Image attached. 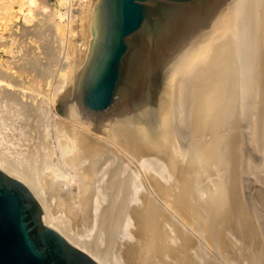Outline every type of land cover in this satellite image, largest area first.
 <instances>
[{"label":"rangeland","instance_id":"1","mask_svg":"<svg viewBox=\"0 0 264 264\" xmlns=\"http://www.w3.org/2000/svg\"><path fill=\"white\" fill-rule=\"evenodd\" d=\"M56 1L57 0H35V2L31 5V9H30L31 17H30V19L26 20V19L22 18L21 20H19V23L17 26H12L14 24H13V22H11L10 27H12V28L3 32V42H2V44L0 43V69L6 70V68H7L4 65L3 61H6L8 63V66L11 68V75L10 76H12V77H10V78L14 79L15 80L14 82L16 84H18L16 86L17 89L13 88V90H15V92H18L17 94L19 95V97L20 96L22 97L25 94V96L22 98V102L20 104L21 106H22V104L23 105L26 104V100L31 99L30 101L33 104V107H35L37 109L40 107L39 105L42 103V100H44V98H43L44 95L39 94V96H38L37 93H34L35 97L33 96V98H30L28 96L30 94L29 91L27 93L22 92L23 91L22 89L25 88V87H23V88L21 87V85H24V81L20 77V74L16 71V69H13V67L15 68V67L20 66V69L23 67H30L31 69H33V71L35 70V72H37L39 74L46 71L48 73V79L47 80L49 82H51V84H52L48 87V94L50 95V97H52V96H54L52 90L56 89V84H57L58 80L60 79V75H61V64L60 63H62V61H63L62 59H64V57L67 56V54H68L69 58L72 60L73 56H75V53H78L77 50L80 49L79 48V46H81L80 41H77V43H75V44L68 42L67 33L69 32L68 28L71 25L67 21V19L65 21H62L64 24L63 30L65 33L64 39L62 38V40H61L59 38V35L57 34L55 26H54V19L55 18H54L53 8H54V5L56 4ZM242 1L244 2L247 0H195L194 3H189L190 5L187 4L185 6L171 7V9L165 8V10L167 11L166 14H168V17L166 18V21H165V26L162 27V24H163L162 23L158 27L156 33H153L150 29L146 28L141 33H139V35L135 38V40H137V39L139 40V42H135L136 43L135 45L138 47V48L136 47V50H135V54H136L135 64H134L135 71H134V74H131L129 87L124 89V91L121 93V95L119 97L120 100L122 98H125L124 102L122 104L120 103L121 105L119 104L120 101L118 102V104L120 105L119 106L120 111H119V113L115 112V114L112 115L113 119L111 118L112 120L110 122L111 123L113 122L116 125V122L118 121L119 118L121 120H120V122L118 121L117 124H120L121 122H124L125 120H127L124 122L125 123L124 125H127V126L123 127L124 128L123 130L126 129V131H125L126 134H117V136L114 137L113 142L115 141L118 143L117 147H120L121 146L120 144L123 143L122 145L125 148L124 150L126 151L127 155L129 156L128 157L129 160L131 161V159H132V163L130 165L133 164L132 166L134 167L135 170H136V167H138V165H136V164H139V166H140V164H143L145 162V160H149V159L151 160L154 158L159 159V157H160V159H159L160 161H161V159H163L162 162L165 163V166H164L165 169H169L171 166V169H169L168 171H169V174L172 171V173H171L172 176H169L166 173L167 170L164 172L167 174V176H169L167 178H166V176L165 177H163L162 175L160 176L161 173L156 171V168L154 165L147 163L148 165L146 164L143 166L145 168L144 171H147L146 174L148 172H149V174H151V172H152V174L154 173L153 174L154 176L153 175H151V176L154 177V180L158 179L159 182L161 183L160 185H162V187L160 188L161 190L159 188L154 187L153 191L152 190L149 191V192H152V196H149L151 194L149 193V195H148L147 192L145 195L146 197L149 196L150 199L154 198V200H152L153 204H155L154 205L155 210L153 209V211H155L154 215L156 213H160V215L162 216V217L160 216L161 219L158 218L157 223L159 225V228H161V230H162V226H163V230H162L163 235L160 236V240L158 241V245L157 244L156 245L160 246L161 251H163V249H164V251L166 250V254L162 253V255L157 259L158 261L160 260V262H156L155 264H178L179 262H180L179 264H181L182 260H183V264H259V263L264 264V218H263L264 217V107H263L264 106V104H263L264 103V87H263L264 85L261 86L262 84H264V82L262 83V81H264V71H263L264 70V58L262 59V63L260 65H257L259 63L254 62L255 57L252 58V56H255L252 53L256 54L258 51H261V49H259L257 46H250L248 48L250 51L249 53L252 54V55L251 54L250 55H251V58L254 60H252L251 58H249V59L245 58V61L243 60L244 55L242 53H240V52H242L243 45H238V48H236V49H233V48L232 49L231 48L226 49V51H227L226 56L229 55L230 52L232 53V51H234L233 55H236V57H237V58H234V59H237L235 61L244 64V65H240V64L235 63L236 68L239 69V70H237L238 72L235 74L239 75L240 77L235 75L234 78L235 77L236 78H235L234 82H232V85L230 84L227 87L229 90L226 88V96H225L226 99H224L221 106L225 105L222 107H224L225 110L228 109L227 110L228 112H226L224 110V108H218L219 109V111H218L215 108V104L211 103V105L215 108L214 109L212 107L213 108L212 109L211 107H209L210 106L209 103L208 104H206L207 102L205 103V99L207 100V97L209 95L212 98L218 95L216 88H215L216 85H213V83L216 84V79L215 80L214 79L208 80L206 82L207 83L206 86L212 85V88H210V86H208L209 91H211L212 93L208 92V96L206 94V95H204L205 98H203V99L200 98L201 102L205 103V105L203 104V106H206V105L208 106L206 108L202 106L200 111L196 110L197 109V106H196L197 99L196 98H198L196 96H198L199 87L197 90L195 87H194L195 90L192 89L191 88L192 86H190V85H192L190 80H189L190 84L187 82L185 84V87L188 88L190 86L189 88H191L190 89L191 91H189V89L187 90L184 86H182V81L185 82V80H184L185 77H183V76L187 77V74H188V77H189L190 75L193 74V73L190 74L188 72H190V70L192 72L191 68H192V65L194 63V60H191L187 64V60L189 61V58H188L187 53H186L190 49V46H189L190 41L193 40L192 37L194 35L191 36V34H195L194 32H196L201 27L203 29V26H205L204 29L208 27L207 30L205 29L206 33L208 31L210 34L216 33L215 31H213L214 22L216 21L217 18L221 17L223 14H226V31L231 30V28H232L231 20L232 19L230 17L232 15H234L236 10H238L239 4H241V6H242V4H243ZM225 4H226V7H225ZM29 6L30 5H28L26 8H28ZM234 9H235V11H234ZM15 10H17L16 6H15ZM26 10L28 11V9H26ZM241 10H239L240 11L239 14H241V13L244 14L247 11V10H242V11ZM191 17H194V20L192 22L189 20V18H191ZM77 20H78V18H75V21L73 23L74 29L76 31L79 30V28H77V26H78ZM239 21L242 22L243 21L242 18H240L237 21V23H240ZM58 22L61 23V20L58 19ZM24 27L31 29V32H22V29ZM161 27H162V29H161ZM218 29L219 28H216V30H218ZM205 30L201 31V35L205 36L204 39H206V35L204 34ZM210 34H208V36H207L208 38L210 37ZM162 35H164V36L161 37ZM13 37L16 38L14 42H12ZM147 45H149V46L147 47ZM215 45H221L220 48H224L225 44H223V42H221V43H216ZM215 45H210L211 46L210 50H214ZM263 45H264V42H263ZM206 46H204L203 48H206ZM226 47H227V45H226ZM254 47H255V50L253 49ZM77 48H79V49H77ZM20 49L23 50L22 53L21 52L19 53ZM215 51L217 53V50H214L213 51L214 54H216ZM245 52H246V50H245ZM222 54H223V52H222ZM2 57H4L3 60H1ZM240 57H241V60L240 59L238 60V58H240ZM227 58H229V57L227 56L226 59ZM229 59H231V58H229ZM246 62L247 63L251 62L252 66L254 64H256L257 66L256 67L254 66V68H253L252 66H250ZM247 65L250 67H248ZM243 66H245V67H243ZM259 66H260V68L261 67L262 68L259 69ZM85 68H86V66H85ZM85 68H84V70H85ZM248 68H250V69H248ZM256 69L259 70V73H258L259 75L256 74L257 76L255 75V73H253L256 71ZM243 70L244 71L246 70L245 71L246 73ZM247 70H249L250 73L247 72ZM185 71L187 72V74L185 73ZM241 71L243 73H245L247 77L245 75L243 76V73ZM261 71L263 72V73H261V75H263V76L260 75ZM158 72H160L162 77L164 78V84L162 85L161 92L159 95V104H160L159 110L160 111L158 110L157 114L153 113L152 117H153L154 121H153V123L151 122L149 126H147L149 121L152 118V117L150 118V115H151V112H150L151 105H150L149 112L146 115V119L148 121L145 122V126H146L145 129L147 130L148 134L146 135L145 134L146 132H145V133H143L144 135H140V133L138 132V126H139L138 124L142 125L141 127H144V126H143V123L141 122L142 123L141 124L139 121L140 112H138V110H139L138 109L139 108L138 102L140 99L138 100V98L140 96L146 95L145 89H146L148 82H149L148 76L151 78L150 75L154 76V74L156 75V73H158ZM239 73H241V75ZM33 74H35V73H33ZM83 74H84V72L82 73V75ZM143 75L146 76L145 82H142L144 80L142 78ZM159 77L157 76V79H155L157 81H155L154 79H152V81H151V82L154 81L155 87L161 79ZM173 77H175V78H173ZM188 77L186 78V81L188 80ZM228 77H230V76L226 75V78H228ZM232 79L233 78H231L230 80H232ZM239 79L242 81H240ZM247 80H253L254 83H253V81H247ZM255 80H258L257 83ZM2 82L3 83L0 84V86H3L5 83L4 81H2ZM239 82H240V84H239ZM250 82L253 84L252 85L249 84ZM258 82H260V83H258ZM226 83H227V81H226ZM79 85H80V81L78 84L75 83V85H74L76 87L75 90L77 89V91H78V96H79V90H80ZM254 85H255V87H254ZM256 85H260V86L256 87ZM243 86L245 87L244 89H243ZM155 87L153 89H155ZM183 87L185 88V90ZM18 88H19V90H18ZM246 88L249 90H247ZM40 89H42V87H40ZM67 89L68 88H60L58 90V92L60 91L59 92L60 94L57 92L58 93L57 95L59 96V98L61 97L60 102H58V105L56 106L55 109H53V112L50 114V116L47 119H45V118L42 119V116H38L40 114L38 112L33 113V115L31 117H29L30 119L28 120V122L31 125H33L32 127H35V126L37 127L36 124H38V123H42L44 125V123L48 122V124H49V122L51 123L52 122L51 120H53V119L55 120V118L63 120L62 122H64V125H66V126L67 125L68 126H72V125L74 126L75 125L76 122L73 119H71L72 116L66 115L67 104L63 100H65L67 97L69 98L73 95L72 91H71V92H69L70 96H67L68 95ZM186 90H187V93L185 92ZM195 91H197V92H195ZM256 91H258L259 93H257ZM188 92H191V94H189ZM64 93H66V94H64ZM182 93H185L186 96L183 95ZM244 94H245V96H246V94H248V96L244 97ZM177 95H180V96L178 97ZM73 96L75 98V96H77V92ZM183 97L185 100L183 99ZM243 97L246 100L245 99L241 100ZM249 97H250L251 101L249 100ZM175 98L179 99V101L183 99L182 100L183 102L182 101L179 102ZM79 99H80V97H79ZM190 99H191V101L189 102ZM228 102H230V103H228ZM79 103L81 106L80 100H79ZM177 103L180 106L177 105ZM181 103H183V104H181ZM192 103H195V104H192ZM256 103H257V106L259 108L256 106ZM118 104H116V105H118ZM190 104L194 107L190 106ZM228 104H230V105H228ZM13 105L10 107L11 108L16 107L15 106L16 104H13ZM116 105H114L111 109H113ZM238 105H239V107H238ZM242 105L245 107H242ZM260 105H261V107H260ZM5 106H7V105L4 102L0 103V109L2 111L6 109V108H4ZM81 107H83V106H81ZM178 107L186 109V110H184L185 112L182 111L183 109H181V108H180L181 110H178ZM191 107H192V109H191ZM162 108H164V109H162ZM207 108H208V111H207ZM230 109H233V110L229 111ZM175 110H178V111H175ZM162 111H163V113H162ZM192 111L193 112L195 111L194 112L195 115ZM221 111H223V113L224 112L225 113L223 114V113H221ZM217 112L221 115H219ZM88 113L89 114L91 113V116H94V117H92V119L91 118L87 119L88 121L85 120L87 122L86 124L91 123V121L89 122V120L93 121V119H98V118L103 117V116H104V118H106V114H104V113L100 114V115H96V114L89 112V111H88ZM130 113L133 115H131ZM183 113H184V115H182ZM214 113L218 114V117L216 115H214ZM167 114L169 117L167 116ZM53 115H55V118L52 117ZM118 115H120V116H118ZM121 115H123V116H121ZM172 115H173V118H172ZM177 115H178V117H177ZM211 115L215 116V117L212 118ZM115 116H118V117H115ZM189 116H192V117H189ZM222 116L223 117L225 116V117L223 118ZM179 117H181V118H179ZM69 118L71 119V121ZM189 118H191L190 119V120H192L191 122H189L190 121ZM196 118H198L199 124H198V122H197L198 120ZM216 118H220L221 120L220 119L218 120ZM114 119H116L115 120L116 122L114 121ZM237 119H238V121H236ZM37 120H39V121H37ZM184 120H185V122H184ZM200 120H201V122L202 121L203 122L201 123ZM216 120H218V122ZM222 120L226 122V123L224 122L226 125H224L222 123L223 122ZM66 121L68 124L66 123ZM211 121L212 122L215 121V122L212 123ZM251 121H253V122H251ZM70 122H72V123H70ZM73 122H75V123H73ZM110 122L107 121L106 123L111 124ZM130 122H131V124H129ZM122 124H120V125H122ZM222 124H223V126H222ZM175 125H177V126H175ZM179 125H180V127H178ZM192 125H194L195 127ZM218 125H219V127H218ZM224 126H225V128H224ZM256 126L259 129H257ZM129 127H130V130H129ZM133 127H135V128H133ZM231 127H233V128H231ZM252 127H254V128H252ZM261 127H263L262 130H261ZM136 128H137V130H136ZM189 128H190V130H189ZM246 128H248V129H246ZM200 129L201 130L203 129V131H200ZM253 129L255 131L256 130L257 131L255 132V131H253ZM205 130L207 131V133L205 132ZM210 130H211V132L215 131V133L212 132V135H210L211 134ZM216 130H219V132L220 131L222 132L220 134V137H218L219 132H217ZM226 130H229V131H226ZM128 131H130L129 134H128ZM196 131H197V133H196ZM189 132H191V133H189ZM226 132H228V134ZM136 133H138L139 136L136 135ZM180 133H184V134H180ZM215 134L216 135L218 134V136H216ZM213 135H215V136H213ZM224 135H226V136H224ZM227 135L229 138H227ZM232 135H233V137H232ZM124 137H127V138H124ZM211 137H213V138H211ZM132 138H134V139H132ZM136 138L140 142L138 140H136ZM221 138H223V139H221ZM224 138L229 143H227V141L225 142ZM127 139H129V141L133 140L134 141L133 145L136 143L133 148H131L132 147L131 145H130L131 147L129 146V144L127 143L128 141H126ZM135 140H136V142H135ZM141 140H144V141H141ZM240 140H242V141H240ZM190 141H192V142H190ZM220 141H223V142L220 143ZM198 142H200L201 144ZM204 143H205V145H204V149H203L202 147H203ZM218 143L221 145L225 143V145H222L223 147L224 146L225 147L222 148V146L219 145ZM211 144L212 145L213 144L218 145V147L214 146V145L211 146ZM124 145H126L127 148ZM136 145L139 146L138 150H137ZM195 145L197 146L196 148H195ZM190 146H192V147H190ZM0 147H4V146L0 145ZM216 147L219 150H217ZM261 147H262V149H261ZM130 148H131V150H130ZM191 148L194 152L191 151ZM197 148H198V153L196 150ZM205 148H206V150H205ZM239 148H241V149H239ZM127 150L130 152V154L127 152ZM211 150H214V152H211ZM216 151H220V153L216 152ZM232 151H234V152L232 153ZM199 152L203 153V154H200ZM221 152H224V153L226 152V154L224 155V153H221ZM167 153H168V155H167ZM227 153L230 155L232 153L234 156L232 157V155L230 156ZM132 154H134V155H132ZM214 154H216V155L218 154V155L216 156ZM182 155H184V156H182ZM205 155L208 158H206ZM214 156H215V158H214ZM218 156H222L223 158L218 157ZM165 157H167V158H165ZM200 157H201V159H200ZM225 157L227 159H225L224 161H221V159L223 160ZM195 158H197V160L199 159V161L195 160ZM213 158L215 160L217 159V161L219 158V160L221 161V164L217 165L216 161ZM229 159H231V160H229ZM164 160L166 162H164ZM202 160H204V161H202ZM135 161H136V163H133ZM141 161H142V163H141ZM181 161H183V162H181ZM220 161H218V162L220 163ZM226 161L227 162L230 161V162L228 164H226ZM212 162H213V165H212ZM222 162H224V163H222ZM233 162L236 164H233ZM168 163L170 166L168 165ZM230 163L232 165H230ZM134 164L136 167L134 166ZM202 165H203V167H202ZM217 166H219V167H217ZM66 167H67V165L65 164L64 165V169H65L64 172L65 171L68 172V173L65 172V175L67 174L66 178L68 177V179H69V176H71L72 179L70 180L69 184H67L65 186V188L63 189V191H64V192H62L63 194L62 193L58 194L57 192H53L54 193V195H53V193H51V195L53 197L51 198L52 200L51 199L50 200L53 202L54 212L56 213V215L65 217L67 220H69V222H71L70 225L72 227V228L71 227L70 228L72 230H75L78 234L80 233V236H82L84 238H86L88 236V238H87L88 240H93V239H95V237L97 235V231L94 230V229H96V226H94L95 225L94 224L95 219L93 217L94 214L90 212L91 210L90 211L89 210H87V211L81 210V208L79 206L80 203H78L81 200V197L79 195V189H78L79 182H80L79 181V179H80L79 173H77L78 170H77V168H73L72 166H69V165H68V167L70 170L68 169V167L67 168ZM140 167H142V166H140ZM205 167H207V168H205ZM227 167L229 169H226ZM204 168L207 170L209 168V170L207 171ZM223 168H225V169L223 170ZM216 169H218L219 172H218V170L216 171ZM220 169H222V170H220ZM209 171H212V172H209ZM223 171H225V172L222 173ZM231 172H232V174H231ZM95 173L97 175H99L97 172H93L91 176H89L88 178L85 179V182L87 181L88 185L89 186L91 185L90 188L93 189V190H90V193H89L90 196L92 193L94 194L95 192H97L96 188L99 189L98 183L101 184V182H98V180H100V176H98V178H97L98 180H97L96 179L97 175ZM186 174H187V176H186ZM95 175H96V177H95ZM200 175L202 176V179L204 181L203 180L201 181V178H199ZM227 175H232L233 177L227 176ZM151 176L148 175L149 178H152ZM159 176H160V178H159ZM195 176H197V177H195ZM210 176H215V177H210ZM184 177H185L184 183H186L185 186L183 184V178ZM216 177H217V179H216ZM61 179L63 180L64 178H61ZM65 179H64V181L66 182L67 179L66 180ZM89 179H91V180H89ZM118 179H120V178H118ZM163 179L164 180L168 179V181H166V180L164 181ZM179 179H181V181ZM223 179H224V181H223ZM161 180H163V182ZM197 180H199V182ZM178 181H180V182L178 183ZM96 182H98V183L96 184ZM152 182H153V178H152ZM188 182L190 184H188ZM209 182H211V183H209ZM155 183L153 182V184H155ZM164 183L167 185L166 186L167 189L165 186H163V185H165ZM220 183H222V184L224 183L225 184V185L223 184L224 187H222V185ZM182 184H183V186H182ZM217 184L219 186L221 185V188H218L219 186ZM176 185H178V186H176ZM210 185L212 186L211 190L208 189V187L211 188ZM94 186H96V188ZM194 186L196 187V189ZM202 187L203 188L206 187L207 189L206 188L203 189ZM215 187H217V189H220L219 193L216 191V189H214ZM108 188H105V189H108ZM169 188H170V190H169ZM228 189H229V191H228ZM70 190L75 192L74 198H70V196L69 197L67 196V193H69ZM116 190L113 189V192L109 191L110 194L107 196V201L109 202V205L112 204V206H115V208H114L116 210L115 212L118 213L119 215L118 214L115 215V212L113 211L114 209H112L113 212L109 216V218L106 219L107 221L104 222V226L107 225V222H109L108 224H110L112 222V220L113 221L118 220L119 217L116 218L117 215L120 216L121 219H123V221L119 219V221L121 222L122 225L119 223V221H117L116 224H118L117 235L120 237L121 240L123 239L121 242H125L127 244L129 243L130 245H133V244L135 245L138 243L137 246H140L141 240L144 239L143 235H145V234H143L142 235L143 237L141 236L142 239L139 240L138 238H136L134 236H133V238L131 236H129V238L131 237V239H129V238L126 239L125 238L126 234L124 233L126 230L127 231H136L137 230L136 223L133 224L131 219H130L129 211L134 210L135 216L137 217L138 212L140 211L138 206H140V205L137 204L138 203L137 201L133 200L134 201V202H132L133 204H130V206H128V208H127L128 209L127 215L124 214V213H126V209L122 210V208H124V207L126 208L127 206L122 207V205H121L119 207L118 205H120V203L122 204V202H118V199L123 200L126 197V194L123 195L121 192H119V190H118V192H116L117 193L116 194V193H114V191H116ZM213 190H215V191L213 192ZM224 191H227L226 194ZM215 192L217 193V195L219 197H221V199L216 196ZM165 193H166V195H165ZM212 193H215V194H212ZM76 194L79 197H77ZM219 194H221V195H219ZM121 195H123V196H121ZM160 195L163 197H161ZM170 195H172V196H170ZM109 196H111L113 198H110ZM224 197H225V199H224ZM79 198H80V200H79ZM192 198H194L193 200H195V201H193ZM110 199H115L114 200L115 202H110L109 201ZM199 199H202V200H199ZM209 199H211L212 203H214L216 201L215 203L219 206V207L216 206L214 203V207H216L215 208L216 211L217 210H225V215H223L224 216L223 218H222L221 214L217 213L218 211L216 213H214V211H212V209H214V208H210V207H212L213 205L211 206L210 202L207 203L208 201H210ZM217 199H220V200H217ZM121 200H119V201H121ZM155 200L156 201L158 200V202L156 203ZM221 200H222V202L223 201L225 202V203L221 202V204H223L222 207L217 202V201H219V203H220ZM135 202H137V203H135ZM194 203H196V204H194ZM205 203H207V204H205ZM161 204H163V205H161ZM172 204H174V205H172ZM106 205L107 204L105 203L103 206V209H104V207L105 208L108 207ZM248 206H249V209H248ZM171 207H172V209H173V207L175 209L172 210ZM205 207L207 210L205 209ZM164 209L168 210V212ZM194 209H195V211H194ZM118 210H121L122 212H119ZM233 210H234V212H233ZM229 211H231V212H229ZM100 212H102V211H99L98 213H100ZM120 213H121V215H120ZM256 213H258L261 217L260 216L258 217V214H256ZM214 214L216 215V217L212 218V215H214ZM102 215L104 216L105 214L102 213ZM112 215H115V217L113 216L115 220L112 218ZM254 215H256V216H254ZM123 216H125V217H123ZM174 216H175V218H174ZM184 216H186V217H184ZM205 216L207 217V219ZM202 217H204L205 219ZM254 217H256V218H254ZM124 218H125V221L127 220L126 222H128V219L130 220L128 222V224L124 221ZM164 218L168 222L164 221ZM218 218L220 219L221 222L224 219L223 220L224 225H225V223L227 224L228 220H231V219L232 220L230 221V223H228L229 226H228V224H227V226L225 225L227 228H225V230H224V228L222 229L223 225L221 222H219ZM212 219H214L215 221L213 220L214 222L212 221L210 223L214 224L215 226L217 225L216 227L214 225H211L212 227L209 226L208 221L209 220L211 221ZM236 219H238V221ZM216 220L218 221V223H216L217 222ZM196 221H198V222H196ZM239 221L242 222V224L246 225L247 227L246 226L242 227V224L240 225ZM256 221H259V222H256ZM164 222H166L167 224H164ZM126 224H127V226H125ZM195 224H197V225H195ZM207 224H208V227H207ZM253 224H254V226H253ZM232 225H233V227H232ZM129 226H131V227H129ZM123 227L125 228V230ZM166 227L169 230H167ZM220 227L222 230L219 229ZM122 229H123V233L125 235H123ZM204 229H207V230H204ZM218 229L222 232L219 233ZM97 230H98V228H97ZM166 230H167V232H166ZM199 230L201 233H198ZM249 230H250V232H249ZM119 231H121L120 232L121 234H119ZM237 231H238V233H236ZM210 232H213V233L210 234ZM164 233H166V236ZM203 233H206V234L208 233L210 235L207 234L208 235L207 236L206 234H203ZM203 235H205V236H203ZM210 236H213V237H210ZM127 237H128V235H127ZM203 237H206V238H203ZM218 237H220V238H218ZM223 237L226 240V242H224ZM238 238L240 241L238 240ZM172 239H174V241ZM217 239H219V242ZM237 240L240 243H238ZM192 241H194L195 243H193ZM221 241H222V243H221ZM143 244H145V243H143ZM252 245H254L255 247ZM137 246H135V247H137ZM235 247H237V248H235ZM162 256L166 257V258H163ZM181 256L183 257V259L181 258L182 260L179 259ZM118 257H119V259H118ZM201 257L203 258V260H201L202 259ZM184 259L186 262L187 261L188 262L185 263ZM186 259H188V260H186ZM118 260L122 261V262H119ZM255 260H257V261H255ZM113 261H114V264H119V263H121V264H123V263L124 264H143V262H140V263L135 262L136 260H134L132 257L128 258L127 256L123 255V257L120 258L118 253L116 255V258L114 256Z\"/></svg>","mask_w":264,"mask_h":264},{"label":"bare ground","instance_id":"2","mask_svg":"<svg viewBox=\"0 0 264 264\" xmlns=\"http://www.w3.org/2000/svg\"><path fill=\"white\" fill-rule=\"evenodd\" d=\"M35 2V0H0V43L2 44L3 42V32L9 30L11 22H13L14 25L12 26H17L19 23V20H21L22 18L29 20L31 17V5ZM243 2V1H242ZM241 2V3H242ZM194 3V2H193ZM189 4V3H188ZM28 5H30L28 8H26ZM153 5H159L163 8L166 9H171V7H176V6H185L187 4H177V3H172V2H165V1H158V2H153ZM190 5V4H189ZM15 6L17 8V10H15ZM102 0H57L56 4L54 5L53 8V12H54V26L56 29L57 34L59 35V38L62 40V38L64 39V24L62 21H65L67 19V21L70 23V27L68 28V33H67V39L68 42H71L73 44L77 43V41H80L81 46H79V50H77L78 53H75V56H73L72 60L69 58V55L67 54V56L64 57V59H62V63L61 64V75H60V79L58 80L57 84H56V89H53V94L54 96L50 97V95L48 94V87L51 84V82H49L48 79V73L46 71L42 72V73H37L35 72V70L33 71V69H31L30 67H23L20 69V66L18 67H13V69H16V71L20 74V77L23 79L24 81V85H21V87H25L23 88L22 92L27 93L29 91V97L33 98V96L35 95L34 93H37L38 96L39 94H43L44 95V100H42V103L39 105V108H35L33 107V104L31 103V99L26 100V104H22V106L20 105L22 102V98L25 96H20L17 94L18 92H15V90H13V88L17 89V85L14 81V79L10 78L12 76L11 75V68L8 66V63L6 61H3L4 65L7 67L6 70L4 69H0V84H2L4 81V85L0 86V103H5L7 106H5L4 108H6L5 110H1L0 109V145L4 146V147H0V169L2 171H4L6 174H8L10 177L18 179L19 181H21L22 183H24L32 192V194L34 195V197L36 198V200H38V202L40 203L42 209L44 210V217H43V221L45 223V225H47L48 227H51L53 229H55L56 231H58L60 234H62L72 245H74L75 247L81 249L82 251L86 252L88 255H90V257H92L98 264H114V256L116 258V255L118 253V255L121 257L127 256L128 258H133L134 260H136L135 262L140 263L143 262V264H155L156 262H160V260L158 261L157 259L162 255V253L166 254V250L161 251L160 250V246L158 245V241L160 240V236L163 235V226H162V230L161 228H159L158 225V218H160V213H155V211H153L154 209V205L153 204V199H150L149 196H152V192H149L150 190L153 191V188H161L162 185H160L161 183L159 182V180H154V173L149 174V172L147 173L148 175H153L151 176L153 178V182L155 184H153L152 182V178H149L148 175L146 174L147 171H144L145 168L143 167L144 165H146L147 163H150L151 165H154L156 168L157 172H160V176L162 175L163 177L166 176H172L171 173L169 174V169H171V166L169 169H165V163L162 162L163 159H161V161L158 158H154V159H149V160H145V162L143 164H136L138 165V167H136V170L134 169V167L132 165H130L132 163V159L131 161L129 160V156L127 155L126 151L124 150L125 148L123 147V143L120 144V147H117L118 143L117 142H113L114 137L117 136V134H126V129L123 130V127H126L127 125H124L125 121L127 120H123L124 122H121L120 124H117L118 121L120 122V118L118 119V121L116 122L114 119V121L116 122V125L112 122H110L113 118V114L119 113L120 111V105L124 102L125 98H122L121 100L118 99V101L114 104H119L116 105L113 109H109L107 112H105L104 114H106V118L100 117L98 119H93L89 120V122L91 121L90 124H86L87 122L85 120L87 119H92L91 113L89 114L88 111L84 110L81 104L79 103V100L81 101V94H80V90H79V96H78V91L77 89L75 90V83H79L80 84L82 82V78L84 76V74L82 75V73L86 71L87 67L89 66V64L91 63V61L93 60L96 48L98 46V42L99 39L101 37V10H102ZM226 7V4H225ZM247 10L246 13L244 14H239L241 10ZM28 9V11L26 9ZM65 10V11H64ZM241 10V11H242ZM235 11V9H234ZM228 15V14H227ZM168 17V14H166V16H164L163 19V24L162 27L165 26V21L166 18ZM52 18V17H51ZM75 18H78V26L77 28H79V30H75L73 23L75 21ZM231 20V24H232V28L231 30L226 31V14H223L221 17L217 18L216 21L214 22V29L213 31H215L216 33H209V31L206 33L207 28L204 29L205 26H203L200 29H198L196 32H194L195 34H191L194 35L192 37L193 40L190 41V49L187 53V56L189 58V61L187 60V64L191 61L194 60V63L192 65V72L190 70V75L188 77L187 72L185 71V73L187 74L188 80L186 81V76L185 77V82L182 81V86L185 87V84L188 82L189 80L192 83L191 88L194 89V87L196 88V90L199 87V93H198V98L197 102H196V106H197V111L201 110L203 104H210L209 107H213L211 105L215 104V108L219 111L218 108H224L221 104L223 103L224 99H226V88L228 87V85H232V82H234L235 78L234 76L237 75L235 73H237L239 70L238 68H236L235 63L236 64H240V65H244L243 63L237 62L234 58H237L236 55H233L234 51H232V53L230 52L229 55H227L229 58L226 59V49H236L238 48V45H243L242 48V53L244 56V61L245 58H251V55H255L252 56L255 57V63H259L257 65H260L262 63V59L264 58V0H247L244 1L242 6L241 4L238 5V10L235 11L234 15H232L230 17ZM242 18V22L237 23V21ZM58 19L61 20V23L58 22ZM189 20L192 22L194 20V17L189 18ZM208 24V23H207ZM241 24V25H240ZM208 26V25H207ZM76 27V26H75ZM161 27V29H162ZM216 28H219L218 30H216ZM205 30V35H206V39H204L205 36L201 35V31ZM22 32H31V29L24 27L22 29ZM164 34V33H163ZM208 34H210V37L208 38ZM231 35V36H230ZM233 35V36H232ZM13 36V35H12ZM77 36V37H76ZM164 35H162L161 37H163ZM227 37V38H226ZM15 37L12 38V42L15 41ZM135 42H139V40H135L133 42L132 45V53L131 55L128 57V65H129V70L131 72L132 70V74H134L135 71V50H136V43ZM223 42L224 48H220L221 45H215L216 43H221ZM227 42V43H226ZM235 44V45H234ZM207 45V46H206ZM210 45H215L214 50H217V53L215 51L216 54L213 53L214 50H210ZM227 45V47H226ZM149 45H147L148 47ZM151 46V45H150ZM204 46H206V48H203ZM250 46H257L259 49H261V51H258L256 54L254 53H249V47ZM261 47V48H260ZM138 48V47H137ZM257 48V49H258ZM205 49V50H204ZM240 49V48H239ZM251 49V48H250ZM255 50V47L253 48ZM258 49V50H259ZM246 50V52H245ZM22 49L19 50V53H22ZM223 52V54H222ZM236 52V51H235ZM239 52V51H238ZM254 52V51H253ZM256 52V51H255ZM77 54V55H76ZM150 54V53H149ZM251 54V55H250ZM246 55V56H245ZM238 56V55H237ZM208 57V58H207ZM196 58V59H195ZM251 58V59H252ZM4 57L1 58V60H3ZM241 60V57L238 58V60ZM247 59V60H248ZM227 60V61H226ZM242 60V61H243ZM254 60V59H252ZM61 62V61H60ZM253 62V61H252ZM247 63V62H246ZM180 64V63H179ZM250 66H252L251 62L247 63ZM181 65V64H180ZM256 64H254L252 67L254 68V66H257ZM86 66V68H85ZM248 66V65H247ZM248 66V67H250ZM262 66V65H261ZM178 67V66H177ZM238 67V66H237ZM245 67V66H243ZM85 68V70H84ZM176 68V67H175ZM180 68V67H179ZM262 68V67H261ZM259 66V69H261ZM250 69V68H248ZM233 70V71H232ZM252 70V69H251ZM244 71V70H243ZM246 71V70H245ZM244 71V72H245ZM264 71V70H263ZM242 72V71H241ZM247 72H249V70H247ZM35 73V74H33ZM243 73V72H242ZM246 73V72H245ZM243 73V76L246 74ZM250 73V72H249ZM256 74L259 73V70L256 69L255 72H253ZM263 73L262 71L260 72ZM148 74V73H147ZM241 75V73H239ZM146 75V74H145ZM143 75L142 78L144 79L142 82H145L146 80V76ZM149 75V74H148ZM227 76H230L228 78H226ZM259 75V74H258ZM81 78H80V77ZM151 78L148 76V80H149V85L150 87L153 89L155 87V83L154 81H152V79H157V76L154 74V76L150 75ZM239 76V75H237ZM257 76V75H256ZM263 76V75H261ZM240 77V76H239ZM247 77V76H246ZM250 77V76H249ZM248 77V78H249ZM254 77V76H253ZM175 78V77H173ZM231 78H233L232 80H230ZM238 78V77H237ZM245 78V77H244ZM247 78V79H248ZM255 78V77H254ZM58 79V78H57ZM215 80L216 79V84L213 83V85H216V91H217V96L215 97H210V95L208 96V92L209 91V87L212 88V85H207L206 86V82L208 80ZM256 79V78H255ZM182 80V79H181ZM240 80V79H239ZM262 80V79H261ZM157 81V80H155ZM227 81V83H226ZM242 81V80H240ZM247 81H253V80H247ZM246 81V82H247ZM256 83L258 80H255ZM181 82V81H180ZM264 81H262L263 83ZM254 83V81H253ZM253 83H249V84H253ZM260 83V82H258ZM145 84V83H144ZM190 84V83H189ZM188 84V85H189ZM240 84V82H239ZM67 85V86H66ZM234 85V84H233ZM264 84H262L261 86H263ZM77 86V85H76ZM181 86V85H180ZM189 86V87H190ZM247 86V85H246ZM260 86V85H256ZM40 87H42V89H40ZM80 87V85H79ZM183 87V88H184ZM186 88L187 90L189 89V91H191V88ZM255 87V85H254ZM264 87V86H263ZM60 88H68V95L69 92L72 91V94L75 95V93L77 92V96L72 95L71 97H67L65 100L67 106H66V115L67 116H72L71 119H73L75 122V125L73 126H66L64 125V122H62L63 120L61 119H57L55 118V115H53L52 117L55 118V120H51L52 122L48 124V122L44 123V125L42 123H38L36 124L37 127H32L33 125H31L28 120L30 119L29 117H31L33 115V113L38 112L40 113L38 116H42V119L45 118L47 119L50 114L53 112V109L56 108V106L58 105V102H60V98L57 95L59 92L58 90ZM147 88V87H146ZM184 88V90H185ZM242 88V87H241ZM245 87L243 86V89ZM249 88V87H248ZM260 88V87H259ZM181 89V88H180ZM179 89V90H180ZM228 89V88H227ZM247 89V88H246ZM19 90V88H18ZM21 90V89H20ZM50 90V89H49ZM187 90L185 91L187 93ZM195 90V89H194ZM212 90V89H211ZM229 90V89H228ZM249 90V89H247ZM252 90V89H251ZM74 91V92H73ZM124 91V90H123ZM261 91V90H260ZM58 92V93H57ZM197 92V91H195ZM257 93H259L258 91H256ZM255 92V93H256ZM175 93V92H174ZM177 93V92H176ZM189 94H191V92H188ZM212 93V92H211ZM60 94V93H59ZM66 94V93H64ZM183 95H185V93H182ZM207 94V100L205 99V103H202L200 98H205L204 95ZM214 94V93H213ZM234 94V93H233ZM263 94V93H262ZM215 95V94H214ZM250 95V94H249ZM254 95V94H253ZM65 96V95H64ZM145 96V95H144ZM144 96H140L138 98V100L142 99ZM178 97L180 95H177ZM182 96V95H181ZM186 96V95H185ZM188 96V95H187ZM201 96V97H200ZM246 96H248V94H246ZM244 94V97H246ZM259 96V95H258ZM35 97V96H34ZM73 97V98H72ZM80 97V99H79ZM123 97V96H122ZM230 97V96H229ZM240 98L241 100L245 99V98ZM261 97V96H260ZM71 98V99H70ZM231 98V97H230ZM64 99V98H63ZM176 99V98H175ZM184 99V97H183ZM182 99V100H183ZM36 100V99H35ZM179 101V99H176ZM182 100H180L179 102H181ZM185 100V99H184ZM234 100V99H233ZM246 100V99H245ZM249 100L251 101L250 97ZM191 101V99L189 100V102ZM226 101V100H225ZM232 101V100H231ZM183 102V101H182ZM227 102V101H226ZM235 102V101H234ZM128 103V102H127ZM143 103V108L142 110H138V112H140V117H139V121L140 123H143L144 127H141L142 125L138 124V132L140 133V135H144L143 133H145L146 135L148 134L147 130L145 129V122H147L148 120L146 119V115L149 112V107H150V103L145 101H142ZM230 103V102H228ZM236 103V102H235ZM240 103V102H239ZM246 103V102H245ZM262 103V102H261ZM13 104H16V107H10ZM47 106H46V105ZM62 104V103H61ZM183 104V103H181ZM185 104V103H184ZM188 104V103H187ZM195 104V103H192ZM248 104V103H247ZM252 104V103H251ZM259 104V103H258ZM264 104V103H263ZM9 105V106H8ZM64 105V104H63ZM62 105V106H63ZM113 105V106H114ZM124 105V104H123ZM177 105H179L177 103ZM230 105V104H228ZM227 105V106H228ZM14 106V105H13ZM112 106V107H113ZM125 106V105H124ZM128 106V105H127ZM149 106V107H148ZM180 106V105H179ZM186 106V105H185ZM190 106H192L190 104ZM189 106V107H190ZM221 106V107H220ZM257 106V103H256ZM263 106V105H262ZM167 107V106H166ZM188 107V108H189ZM194 107V106H192ZM191 107V109H192ZM203 107H208L203 106ZM239 107V105H238ZM242 107H245L242 105ZM258 107V106H257ZM261 107V105H260ZM264 107V106H263ZM262 107V108H263ZM123 108V107H122ZM125 108V107H124ZM127 108V107H126ZM178 107V110L183 109L182 111L186 110L184 108ZM196 108V107H195ZM214 108V107H213ZM212 108V109H213ZM214 108V109H215ZM259 108V107H258ZM164 109V108H162ZM129 110V109H128ZM168 110V109H167ZM175 110V111H178ZM206 110V109H205ZM225 110V108H224ZM228 110V109H227ZM227 110H225L226 112H228ZM233 109H230L229 111H231ZM244 110V109H243ZM258 110V109H257ZM260 110V109H259ZM160 111V110H159ZM174 111V110H173ZM188 111V110H187ZM204 111V110H203ZM208 111V108H207ZM211 111V110H210ZM132 112V111H131ZM185 112V111H184ZM193 112V111H192ZM195 112V111H194ZM193 112V113H194ZM205 112V111H204ZM163 113V111H162ZM191 113V112H190ZM201 113V112H200ZM199 113V114H200ZM212 113V112H211ZM218 113V112H217ZM221 113H223V111H221ZM225 113V112H224ZM223 113V114H224ZM131 114V113H130ZM174 114V113H173ZM180 114V113H179ZM202 114V113H201ZM219 114V113H218ZM218 114L214 113V115H216L218 117ZM133 115V114H131ZM149 115V114H148ZM160 115V114H159ZM184 115V113L182 114ZM195 115V113H194ZM221 115V114H219ZM120 116V115H118ZM115 116V117H118ZM123 116V115H121ZM135 116V115H134ZM162 116V115H161ZM168 116V114H167ZM176 116V115H175ZM181 116V115H180ZM212 116V115H211ZM232 116V115H231ZM255 116V115H254ZM16 117V118H15ZM165 117V116H164ZM169 117V116H168ZM178 117V115H177ZM192 117V116H189ZM204 117V116H203ZM215 116H212V118H214ZM223 117V116H222ZM225 117V116H224ZM223 117V118H224ZM69 118V119H70ZM112 118V119H111ZM122 118V117H121ZM125 118V117H124ZM130 118V117H129ZM173 118V115H172ZM175 118V117H174ZM181 118V117H179ZM187 118V117H186ZM209 118V117H208ZM211 118V119H212ZM228 118V117H227ZM230 118V117H229ZM236 118V117H235ZM38 119V118H37ZM41 119V120H42ZM68 119V118H67ZM70 119V121H71ZM126 119V118H125ZM128 119V118H127ZM131 119V118H130ZM191 118H189L190 120ZM198 120V118H196ZM204 119V118H203ZM216 119H220V118H216ZM210 120V119H209ZM218 120H216L218 122ZM221 120V119H220ZM243 120V119H242ZM261 120V119H260ZM39 121V120H37ZM88 121V120H87ZM110 122L111 124H107L106 122ZM188 121V120H187ZM186 121V122H187ZM192 120H190L189 122H191ZM196 121V120H195ZM194 121V122H195ZM206 121V120H205ZM223 121V120H222ZM232 121V120H231ZM238 121V119L236 120ZM254 121V120H253ZM251 121V122H253ZM262 121V120H261ZM185 122V120H184ZM199 124V120L197 121ZM201 122V120H200ZM203 122V121H202ZM201 122V123H202ZM212 122V121H211ZM215 122V121H213ZM212 122V123H213ZM225 121H223L222 123L224 125H226L224 123ZM67 123V121H66ZM72 123V122H70ZM128 123V122H127ZM126 123V124H127ZM141 123V124H142ZM231 123V122H230ZM68 124V123H67ZM131 124V122L129 123ZM188 124V123H187ZM193 124V123H192ZM195 124V123H194ZM197 124V123H196ZM211 124V123H210ZM209 124V125H210ZM216 124V123H215ZM222 124V126H223ZM182 125V124H181ZM201 125V124H200ZM208 125V126H209ZM221 125V124H220ZM130 126V125H129ZM132 126V125H131ZM177 126V125H175ZM194 126V125H192ZM198 126V125H197ZM202 126V125H201ZM213 126V125H212ZM221 126V127H222ZM180 127V125L178 126ZM195 127V126H194ZM219 127V125H218ZM227 127V126H226ZM135 128V127H133ZM173 128V127H172ZM205 128V127H204ZM223 128V127H222ZM225 128V126H224ZM233 128V127H231ZM249 128V127H248ZM246 128V129H248ZM254 128V127H252ZM257 129H259L256 126ZM255 128V129H256ZM263 127H261L262 130ZM187 129V128H186ZM199 129V128H198ZM207 129V128H206ZM245 129V130H246ZM130 130V127H129ZM133 130V129H132ZM131 130V131H132ZM137 130V128H136ZM188 130V129H187ZM190 130V128H189ZM176 131V130H175ZM200 131H203V129ZM199 131V132H200ZM217 132H219V130H216ZM229 131V130H226ZM247 131V130H246ZM253 131H255L253 129ZM257 131V130H256ZM255 131V132H256ZM123 132V133H122ZM130 131H128L129 134ZM205 132L207 133V131L205 130ZM204 132V133H205ZM211 132V130H210ZM213 132V131H212ZM212 132L210 135H212ZM178 133V132H177ZM186 133V132H185ZM191 133V132H189ZM197 133V131H196ZM215 133V131L213 132ZM222 132H219V136L218 134L216 136L220 137V134ZM228 134V132H226ZM253 133V132H252ZM258 133V132H257ZM261 133V132H260ZM131 134V133H130ZM135 134V133H134ZM180 134H184V133H180ZM187 134V133H186ZM259 134V133H258ZM136 135H138V133H136ZM194 135V134H193ZM213 135V136H215ZM239 135V134H238ZM139 136V135H138ZM187 136V135H186ZM200 136V135H199ZM209 136V135H208ZM226 136V135H224ZM132 137V136H131ZM233 137V135H232ZM231 137V138H232ZM127 138V137H124ZM209 138V137H208ZM213 138V137H211ZM227 138L228 135H227ZM258 138V137H257ZM134 139V138H132ZM141 139V138H140ZM195 139V138H194ZM223 139V138H221ZM225 139V138H224ZM136 140H138L136 138ZM135 140V142H136ZM207 140V139H206ZM56 141V142H55ZM126 141H128L127 143L129 144V146L131 148L134 147L133 145V140L127 139ZM139 141V140H138ZM144 141V140H141ZM227 140L225 139V142ZM242 141V140H240ZM140 142V141H139ZM179 142V141H178ZM192 142V141H190ZM214 142V141H213ZM219 142V141H218ZM223 141H220V143ZM132 143V144H131ZM200 143V142H198ZM216 143V142H215ZM227 143H229L227 141ZM226 143V144H227ZM188 144V143H187ZM201 144V143H200ZM219 144V143H218ZM142 145V144H141ZM140 145V146H141ZM181 145V144H180ZM183 145V144H182ZM204 145L203 144V149H204ZM214 146L215 145L213 144ZM211 144V146H213ZM221 145V144H219ZM222 145H225L222 144ZM221 145V146H222ZM126 148L127 146L124 145ZM155 146V145H154ZM160 146V145H159ZM199 146V145H198ZM247 146V145H246ZM256 146V145H255ZM137 150L139 148V146H137ZM192 147V146H190ZM197 146L195 145V148ZM200 147V146H199ZM207 147V146H206ZM216 147V148H217ZM220 147V146H219ZM225 147V146H224ZM222 146V148H224ZM249 147V146H248ZM130 148V150H131ZM182 148V147H181ZM214 148V147H213ZM221 148V147H220ZM256 148V147H255ZM123 149V150H122ZM183 149V148H182ZM201 149V148H200ZM212 149V148H211ZM241 149V148H239ZM262 149V147H261ZM141 150V149H140ZM179 150V149H178ZM188 150V149H187ZM197 153H198V148L196 149ZM206 150V148H205ZM217 150H219L217 148ZM230 150V149H229ZM189 151V150H188ZM191 151L192 148H191ZM202 151V150H201ZM204 151V150H203ZM231 151V150H230ZM236 151V150H235ZM256 151V150H255ZM120 152V153H119ZM127 152L130 154V152L127 150ZM138 152V151H137ZM141 152V151H140ZM139 152V153H140ZM194 152V151H193ZM205 152V151H204ZM208 152V151H207ZM206 152V153H207ZM211 152H214V150H211ZM219 152L220 151H216ZM228 152V151H227ZM234 151H232L233 153ZM132 153V152H131ZM145 153V152H144ZM170 153V152H169ZM187 153V152H186ZM189 153V152H188ZM200 153V152H199ZM224 153V152H221ZM229 153V152H228ZM227 153V154H228ZM231 153L232 157L234 156ZM255 153V152H254ZM141 154V153H140ZM165 154V153H164ZM203 154V153H200ZM208 154V153H207ZM210 154V153H209ZM226 154V152L224 153V155ZM120 155V156H119ZM134 155V154H132ZM168 155V153H167ZM170 155V154H169ZM216 155V154H214ZM218 155V154H217ZM216 155V156H217ZM220 155V154H219ZM230 155V154H228ZM230 155V156H231ZM260 155V154H259ZM184 156V155H182ZM229 156V157H230ZM154 157V156H153ZM152 157V158H153ZM157 157V156H156ZM206 157V155H205ZM223 158L222 156H218ZM121 158V159H120ZM131 158V157H130ZM167 158V157H165ZM199 158V157H198ZM208 158V157H206ZM215 158V156H214ZM213 158V159H214ZM220 158V159H221ZM231 158V157H230ZM236 158V157H235ZM234 158V159H235ZM139 159V158H138ZM201 159V157H200ZM211 159V158H210ZM225 159H227L226 157L221 161H224ZM243 159V158H242ZM241 159V160H242ZM142 160V159H141ZM166 160V159H165ZM164 160V162H166ZM186 160V159H185ZM195 160H197V158H195ZM194 160V161H195ZM215 160V159H214ZM231 160V159H229ZM233 160V159H232ZM240 160V161H241ZM130 161V162H129ZM134 161V160H133ZM193 161V160H192ZM199 161V159L197 160ZM204 161V160H202ZM210 161V160H209ZM217 165L221 164V161L218 158V161H220V163L217 161V159L215 160ZM234 161V160H233ZM183 162V161H181ZM206 162V161H205ZM230 162V161H229ZM229 162L226 161V164H228ZM133 163H136L133 162ZM142 163V161H141ZM188 163V162H187ZM201 163V162H200ZM224 163V162H222ZM68 165L72 166L73 168H77V173H79V195L81 197L80 202V208L81 210H91L90 212L93 213V217L95 219L94 222V226H96V230L97 231V235L95 237V239L93 240H88V236L86 238L80 236V233L78 234L75 230H72L71 225L69 222V220H67L65 217L62 216H58L56 215V213L54 212V207H53V202L51 201L52 199V195L51 193L53 192H57L58 194H61L63 191V189L65 188V186L67 184H69L70 180L72 179L71 176H69L66 178L65 175V171L64 172V165ZM233 164H236L233 162ZM246 164V163H245ZM244 164V165H245ZM262 164V163H261ZM148 165V164H147ZM185 165V164H184ZM192 165V164H191ZM194 165V164H193ZM198 165V164H197ZM213 165V162H212ZM230 165H232L230 163ZM167 166V165H166ZM205 166V165H204ZM66 167V168H67ZM71 167V168H72ZM203 167V165H202ZM208 167V166H207ZM205 167V168H207ZM210 167V166H209ZM213 167V166H212ZM219 167V166H217ZM230 167V166H229ZM237 167V166H236ZM239 167V166H238ZM167 168V167H166ZM183 168V167H182ZM198 168V167H197ZM204 168V169H205ZM231 168V167H230ZM69 169V167H68ZM202 169V168H201ZM219 169V168H218ZM216 169V171L218 170ZM225 168H223L224 170ZM226 169H229L228 167ZM70 170V169H69ZM168 172H167V171ZM207 170V169H205ZM204 170V171H205ZM209 170V168H208ZM207 170V171H208ZM222 170V169H220ZM166 171V173L169 175L167 176L166 173H164ZM215 171V172H216ZM93 172H97L99 175H95L96 179L98 178V176H100V180H98V183L96 182V184H99V189L96 188V186H94L97 190V192H95L94 194L92 193L91 196L89 195L90 190H93L90 188V186L88 185L87 181L85 182V179L88 178L89 176L92 175ZM196 172V171H195ZM200 172V171H199ZM203 172V171H202ZM212 172V171H209ZM219 172V170H218ZM225 171H223L222 173H224ZM68 173V172H67ZM76 173V172H75ZM74 173V174H75ZM205 173V172H204ZM207 173V172H206ZM183 174V173H182ZM203 174V173H202ZM208 174V173H207ZM230 174V173H229ZM232 174V172H231ZM239 174V173H238ZM181 175V174H180ZM206 175V174H205ZM235 175V174H234ZM159 176V178H160ZM187 176V174H186ZM185 176V177H186ZM224 176V175H223ZM227 176H231L232 175H227ZM71 177V178H70ZM156 177V176H155ZM183 178V184L185 186L186 183H184V179ZM197 177V176H195ZM210 177H215V176H210ZM225 177V176H224ZM238 177V176H237ZM61 178H66L67 181L65 182L64 179L62 180ZM93 178V177H92ZM120 178V179H118ZM157 178V177H156ZM179 178V177H178ZM182 178V177H181ZM192 178V177H191ZM199 178L202 179V176L200 175ZM220 178V177H219ZM226 178V177H225ZM65 179V180H66ZM78 179V178H77ZM150 179V180H149ZM169 179V178H168ZM168 179L166 181H168ZM217 179V177H216ZM222 179V178H221ZM233 179V178H232ZM91 180V179H89ZM95 180V179H94ZM164 180V179H163ZM163 180H161L163 182ZM164 180V181H165ZM181 181V179H179ZM193 180V179H192ZM200 180V179H199ZM199 180H197L199 182ZM227 180V179H226ZM82 181V182H81ZM178 181V183L180 182ZM204 181V180H203ZM206 181V180H205ZM211 181V180H210ZM215 181V180H214ZM217 181V180H216ZM224 181V179H223ZM77 182V181H76ZM211 183V182H209ZM163 184V183H162ZM165 184V183H164ZM182 184V186H183ZM188 184H190L188 182ZM195 184V183H194ZM197 184V183H196ZM203 184V183H202ZM223 186L222 183H220ZM174 185V184H173ZM209 185V184H208ZM207 185V186H208ZM213 185V184H212ZM218 185V184H217ZM221 185L218 188H221ZM225 185V184H224ZM250 185V184H249ZM163 186H167L166 184ZM175 186V185H174ZM178 186V185H176ZM196 186V185H195ZM194 186V187H195ZM211 186V185H210ZM109 187V188H108ZM217 187H215L214 189H216V191L219 193L220 189H217ZM94 188V189H95ZM108 188V189H105ZM203 188V187H202ZM206 188V187H205ZM203 188V189H205ZM71 189V188H70ZM113 189H117L116 191H114V193L121 192L123 195L126 194V197L121 200L118 199V202H122V204L120 203V205H118L119 207L122 205L123 206H127L126 208H122V210L126 209V214L127 215V211H128V206H130V204H133L132 202L137 201L135 203H137L138 208L140 209V211L138 212V216H135L134 210L133 211H129V216L130 219L132 221L133 224L136 223L137 226V230L136 231H125L124 233L126 234V239L129 238V236H131L133 238L136 237L139 240L142 239L141 236L143 234L142 237L144 239L141 240V244L140 246H137V244H133L130 245L129 243H125V242H121L122 240L120 239V237L117 235L118 230H117V226L118 224H116L117 221L122 220L120 216H118L119 214L116 213L115 211V206L109 205V202L107 201V196L110 194V192H113ZM164 189V188H163ZM167 189V187H166ZM196 189V187H195ZM207 189V188H206ZM208 189H212L208 187ZM156 190V189H155ZM158 190V189H157ZM161 190V189H160ZM159 190V191H160ZM165 190V189H164ZM170 190V188H169ZM174 190V189H173ZM222 190V189H221ZM110 191V192H109ZM215 190H213L214 192ZM229 191V189H228ZM146 192L151 194V195H147L148 197H146ZM161 192V191H160ZM225 194L227 191H224ZM75 192L73 191H69V193H67V196L70 198H74L75 197ZM120 193V194H121ZM216 193V192H215ZM212 193V194H215ZM63 194V193H62ZM78 194V193H77ZM76 194L77 197H79ZM117 194V193H116ZM119 194V193H118ZM196 194V193H195ZM194 194V195H195ZM54 195V193H53ZM121 195V196H123ZM155 195V194H154ZM166 195V193H165ZM211 195V194H210ZM221 195V194H219ZM161 196V195H160ZM172 196V195H170ZM216 196L218 198L221 199V197H219L216 193ZM225 196V195H224ZM233 196V195H232ZM110 198H113L111 196H109ZM108 197V198H109ZM163 197V196H161ZM165 197V196H164ZM226 197V196H225ZM224 197V199H225ZM115 198V197H114ZM158 198V197H157ZM156 198V199H157ZM172 198V197H171ZM189 198V197H188ZM215 198V197H214ZM223 198V197H222ZM229 198V197H228ZM51 199V200H50ZM159 199V198H158ZM162 199V198H161ZM169 199V198H168ZM174 199V198H173ZM177 199V198H176ZM194 198H192L193 200ZM198 199V198H197ZM203 199V198H202ZM199 199V200H202ZM217 199V200H220ZM227 199V198H226ZM77 200V199H76ZM115 199H110V202H115ZM121 200V201H119ZM134 200V201H133ZM160 200V199H159ZM170 200V199H169ZM206 200V199H205ZM210 201H208L207 203L210 202L211 206L210 208H214L212 209V211H214V213H219L222 215V218L224 217L223 215H225V210H215L216 207H214V203L211 202V199H209ZM234 200V199H233ZM73 201V200H72ZM156 201V200H155ZM180 201V200H179ZM195 201V200H193ZM232 201V200H231ZM158 202V200L156 201V203ZM162 202V201H161ZM200 202V201H199ZM203 202V201H202ZM205 202V201H204ZM218 204L222 207L223 204H221L222 200L217 201ZM224 202V201H223ZM222 202V203H223ZM227 202V201H226ZM230 202V201H229ZM77 203V202H76ZM107 204L106 206H108L107 208L103 206L104 204ZM155 203V202H154ZM160 203V202H159ZM177 203V202H176ZM185 203V202H184ZM197 203V202H196ZM194 203V204H196ZM205 203V204H207ZM225 203V202H224ZM175 204V203H174ZM172 204V205H174ZM203 204V203H202ZM114 205V204H113ZM136 205V204H135ZM163 205V204H161ZM171 205V204H170ZM198 205V204H197ZM216 206H218L215 203ZM256 205V204H255ZM260 205V204H259ZM72 206V205H71ZM166 206V205H165ZM247 206V205H246ZM132 207V206H131ZM176 207V206H175ZM203 207V206H202ZM208 207V206H207ZM219 207V206H218ZM83 208V209H82ZM117 208V207H116ZM130 208V207H129ZM209 208V207H208ZM209 208V209H210ZM112 209H114L113 211L115 212V215L118 214L116 216V218H118V220L113 221L108 224L109 222H107V227L104 226V222H106L107 218H109V216L112 214ZM172 209V207H171ZM173 209H175L173 207ZM172 209V210H173ZM206 209V207H205ZM249 209V206H248ZM254 209V208H253ZM67 210V209H66ZM155 210V209H154ZM166 210V209H164ZM207 210V209H206ZM229 210V209H228ZM99 211H102L100 213H98ZM105 211V212H104ZM119 212H122L121 210H118ZM168 212V210H166ZM191 211V210H190ZM195 211V209H194ZM227 211V210H226ZM232 211V210H231ZM229 211V212H231ZM234 212V210H233ZM105 214L104 216L102 215ZM173 213V212H172ZM179 213V212H178ZM213 213V212H212ZM224 213V214H223ZM123 214V215H124ZM170 214V213H169ZM174 214V213H173ZM218 214V215H219ZM255 214V213H254ZM258 214V213H256ZM75 215V214H74ZM115 215H112V218L114 219ZM121 215V213H120ZM182 215V214H181ZM217 215V216H218ZM234 215V214H233ZM92 216V215H91ZM114 216V217H113ZM128 216V217H129ZM168 216V215H167ZM256 216V215H254ZM260 215L258 214V217ZM125 217V216H123ZM162 217V216H161ZM172 217V216H171ZM186 217V216H184ZM206 217V216H205ZM216 215H212V218H215ZM261 217V216H260ZM70 218V217H69ZM166 218V217H165ZM164 221L168 222L167 220ZM170 218V217H169ZM175 218V216H174ZM181 218V217H180ZM179 218V219H180ZM204 218V217H202ZM256 218V217H254ZM264 218V217H263ZM83 219V218H82ZM93 219V220H94ZM136 221H135V220ZM161 219V218H160ZM188 219V218H187ZM196 219V218H195ZM205 219V218H204ZM207 219V217H206ZM211 219V218H210ZM217 219V218H216ZM219 219V218H218ZM110 220V219H109ZM115 220V219H114ZM214 219H212L211 221L209 220V226L214 225L211 224L210 222H212ZM224 220V219H223ZM220 221L219 222L222 223V229L227 228V224L230 223V221L232 220H228L227 224L225 223V225L223 224L224 222ZM234 220V219H233ZM238 221V219H236ZM247 220V219H246ZM84 221V220H83ZM125 221V218H124ZM127 221V220H126ZM125 221V222H126ZM130 220L128 219V222ZM199 221V220H198ZM196 221V222H198ZM215 221V220H214ZM213 221V222H214ZM217 221V220H216ZM248 221V220H247ZM90 222V221H89ZM128 222H126L128 224ZM166 222H164V224H167ZM183 222V221H182ZM259 222V221H256ZM119 223L121 224V222L119 221ZM218 223V221L216 222ZM236 223V222H235ZM240 225L242 224V222H240ZM246 223V222H245ZM244 223V224H245ZM254 223V222H253ZM93 224V223H92ZM127 224L125 226H127ZM220 224V223H219ZM233 224V223H232ZM262 224V223H261ZM99 225V226H98ZM122 225V224H121ZM132 225V224H131ZM197 225V224H195ZM101 226V227H100ZM105 228H104V227ZM133 226V225H132ZM135 226V225H134ZM192 226V225H191ZM199 226V225H198ZM215 226V225H214ZM213 226V227H214ZM217 226V225H216ZM215 226V227H216ZM221 226V225H220ZM225 226V227H224ZM229 226V224H228ZM246 225L242 224V227H244ZM254 226V224H253ZM71 227V228H70ZM131 227V226H129ZM208 227V224H207ZM212 227V226H211ZM219 227V226H218ZM233 227V225H232ZM247 227V226H246ZM98 228V230H97ZM124 228V227H123ZM167 228V227H166ZM190 228V227H189ZM220 230L221 227L219 228ZM218 229V230H219ZM125 230V228H124ZM167 230H169L167 228ZM166 230V232H167ZM188 230V229H187ZM194 230V229H193ZM207 230V229H204ZM210 230V229H209ZM214 230V229H213ZM219 230V233L222 232ZM223 230V231H224ZM247 230V229H246ZM243 231V230H242ZM121 231H119V234ZM218 232V231H217ZM234 232V231H233ZM246 232V231H245ZM244 232V233H245ZM250 232V230H249ZM248 232V233H249ZM259 232V231H258ZM257 232V233H258ZM122 233H123V229H122ZM123 233V235H125ZM198 233H201L200 230ZM213 232H210V234ZM238 233V231L236 232ZM241 233V232H240ZM88 234V233H87ZM91 234V233H90ZM166 236V233H164ZM206 234V233H203ZM208 234V233H207ZM206 234V235H207ZM208 234V235H210ZM215 234V233H214ZM218 234V233H217ZM128 235V237H127ZM168 235V234H167ZM193 235V234H192ZM207 235V236H208ZM219 235V234H218ZM221 235V234H220ZM205 236V235H203ZM251 236V235H250ZM90 237V236H89ZM131 237L129 239H131ZM184 237V236H183ZM197 237V236H196ZM213 237V236H210ZM215 237V236H214ZM217 237V236H216ZM245 237V236H244ZM186 238V237H185ZM191 238V237H190ZM206 238V237H203ZM209 238V237H208ZM220 238V237H218ZM246 238V237H245ZM201 239V238H200ZM212 239V238H211ZM214 239V238H213ZM224 239V237H223ZM144 240V241H143ZM174 241V239H172ZM171 240V241H172ZM210 240V239H209ZM219 242V239H217ZM239 240V238H238ZM237 240L238 243H240ZM256 240V239H255ZM172 241V242H173ZM212 241V240H211ZM193 243H195L194 241H192ZM224 242H226V240L224 239ZM223 242V243H224ZM235 242V241H234ZM133 243V242H132ZM145 243V244H143ZM174 243V242H173ZM206 243V242H205ZM211 243V242H210ZM213 243V242H212ZM222 243V241H221ZM155 244V245H154ZM157 244V245H156ZM165 244V243H164ZM207 244V243H206ZM226 244V243H225ZM253 244V243H252ZM144 245V246H143ZM188 245V244H187ZM208 245V244H207ZM137 246V247H135ZM246 246V245H245ZM254 246V245H252ZM179 247V246H178ZM218 247V246H217ZM223 247V246H222ZM255 247V246H254ZM224 248V247H223ZM237 248V247H235ZM248 248V247H247ZM246 248V249H247ZM203 249V248H202ZM222 249V248H221ZM241 249V248H240ZM174 250V249H173ZM183 250V249H182ZM181 250V251H182ZM225 250V249H224ZM252 250V249H251ZM255 250V249H254ZM185 251V250H184ZM183 252V251H182ZM169 253V252H168ZM173 254V253H172ZM170 255V254H169ZM209 255V254H208ZM240 255V254H239ZM189 256V255H188ZM191 256V255H190ZM163 257V256H162ZM179 257V256H178ZM258 257V256H257ZM166 258V257H163ZM168 258V257H167ZM183 259V257L181 256L179 259ZM202 258V257H201ZM212 258V257H211ZM119 259V257H118ZM127 259V258H126ZM181 259V260H182ZM252 259V258H251ZM128 260V259H127ZM131 260V259H130ZM188 260V259H186ZM203 260V258L201 259ZM245 260V259H244ZM119 261V260H118ZM185 261V259H184ZM219 261V260H218ZM246 261V260H245ZM257 261V260H255ZM122 262V261H119ZM118 262V263H119ZM183 264V260L181 261ZM188 262V261H187ZM185 261V263H187ZM260 262V261H259ZM180 263V262H179ZM178 263V264H179ZM238 263V262H237ZM258 263V262H257ZM121 264V263H119ZM124 264V263H123ZM260 264V263H259Z\"/></svg>","mask_w":264,"mask_h":264},{"label":"water","instance_id":"3","mask_svg":"<svg viewBox=\"0 0 264 264\" xmlns=\"http://www.w3.org/2000/svg\"><path fill=\"white\" fill-rule=\"evenodd\" d=\"M155 1L188 4L195 0H102L101 37L80 84L86 111L96 115L107 112L129 87L132 70L128 57L134 39L146 28L156 33L167 13L153 5ZM160 72L156 73L161 79L155 89L148 83L146 95L138 102L139 110L142 101L150 103V118L160 108L164 84ZM153 121L152 117L147 126ZM43 217L44 210L30 189L0 169V264H98L45 225Z\"/></svg>","mask_w":264,"mask_h":264}]
</instances>
